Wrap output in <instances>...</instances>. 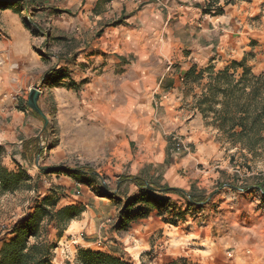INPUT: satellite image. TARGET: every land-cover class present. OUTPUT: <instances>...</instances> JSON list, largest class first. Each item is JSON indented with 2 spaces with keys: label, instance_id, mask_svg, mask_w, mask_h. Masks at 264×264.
Listing matches in <instances>:
<instances>
[{
  "label": "rangeland",
  "instance_id": "rangeland-1",
  "mask_svg": "<svg viewBox=\"0 0 264 264\" xmlns=\"http://www.w3.org/2000/svg\"><path fill=\"white\" fill-rule=\"evenodd\" d=\"M176 1L166 4L167 24L155 32L157 41L164 35L167 50L150 60L154 67L150 73L136 70V59L130 56L116 68L74 66L63 72L60 82L51 84L54 77L39 84L40 107L49 120L48 128L42 127L38 135L44 151L27 161L20 155L15 162L10 156L4 159L11 171L21 166L31 181L2 197L0 240L7 229L34 212L37 202L50 196L57 200V209L86 208L62 238L52 225L48 227L55 244L53 264H81L79 252L87 249L132 264H170L182 258L192 264H264V193L257 188L264 186V154L254 157L232 145L210 125V118H203L193 107L203 86L195 85L193 92L184 86L185 74L193 65L199 69L212 65L220 71L246 58L254 73L264 75V0H235L224 7L223 15H205L202 9L194 10L192 5L188 9L183 1ZM69 2L55 0L34 15L31 10L21 16L32 30H42L34 35L42 38L40 56L50 60L62 53L65 62L73 64L76 57L69 52L85 44L73 37L79 32L76 29L63 31L68 30L71 15L79 13L66 8ZM55 10L71 14H55ZM94 15L89 10L87 17ZM97 26L91 31L99 32ZM53 72L50 77L59 73ZM117 108L125 114L122 132L114 128L118 122L112 113ZM101 110L109 114L108 120L97 115ZM38 119L44 126V120ZM175 135L183 137L190 152H177ZM160 137L168 142L164 165L138 169L136 163L149 146L146 140L154 142L156 156ZM2 145L8 147V154L21 150L18 143ZM170 164H178L180 175L190 178L185 193L156 191L152 202L156 204L158 196L167 200L148 206L138 202L129 210V228H120L126 204L140 194L135 184L120 185V177L142 176L155 186H165L162 175ZM52 166H86L99 178L89 186L88 177L44 172ZM190 194L203 202H190ZM140 210L146 212L142 218Z\"/></svg>",
  "mask_w": 264,
  "mask_h": 264
},
{
  "label": "trees",
  "instance_id": "trees-1",
  "mask_svg": "<svg viewBox=\"0 0 264 264\" xmlns=\"http://www.w3.org/2000/svg\"><path fill=\"white\" fill-rule=\"evenodd\" d=\"M235 0H205L204 5L196 4V8L202 9L205 15H223L224 7L234 4ZM42 0H0V10H12L14 13L22 15L23 12L34 15L39 11ZM55 14L67 13L68 10H55ZM26 26L33 35L42 33L39 27L31 29ZM120 22H116L118 25ZM246 58L242 61H233L230 66L223 70L216 71L210 65L199 69L193 65L186 72L184 86L193 92L195 85L203 86V92L194 103V108L203 118H210V125L225 135L234 146H239L241 150L247 151L254 157L264 154V75L256 74L246 63ZM242 72L238 74V71ZM65 74L59 70L57 76H51L48 80L51 84L60 82ZM207 83L203 84L204 80ZM48 83V82H47ZM75 86V84H72ZM24 111L30 110L28 104L20 105ZM38 117V115L32 112ZM13 147V146H12ZM6 145H0V201L3 196L13 193L22 187H27L31 181L26 171L17 164L18 170L11 171L4 165V159L10 156L15 162L17 155L25 161L32 157H41L43 147H41L40 137L26 139L21 144L20 152L12 151L8 154ZM45 173L66 174L76 179L88 177L87 185H92L98 180L99 175L88 169V167H78L75 169L64 166H52L43 168ZM120 185L127 183L135 184L140 189V194L135 196L130 203H127L122 215L120 228H129L131 212L129 210L138 202L148 205H160L166 198L158 196V201L152 202L150 198L156 191L164 194L178 193L185 191L170 186H155L142 176L122 175L119 180ZM257 188L264 193L263 184H258ZM103 191L107 190L102 185ZM155 196H153L154 198ZM190 202L201 203L203 200L195 194L189 195ZM57 200L46 197L41 202H37L34 212L23 217L18 223L6 230V234L0 240V264H53V251L55 244L49 239L50 228L56 230V236L62 238L71 222L77 220L86 210L83 206L71 205L57 209ZM146 212L140 210L139 216L144 217ZM136 217V216H135ZM79 261L81 264H132L117 256L95 252L92 250H80ZM170 264H192L187 259L173 261Z\"/></svg>",
  "mask_w": 264,
  "mask_h": 264
},
{
  "label": "crops",
  "instance_id": "crops-1",
  "mask_svg": "<svg viewBox=\"0 0 264 264\" xmlns=\"http://www.w3.org/2000/svg\"><path fill=\"white\" fill-rule=\"evenodd\" d=\"M42 1L39 11L46 9L55 0ZM83 1L70 0L66 4L67 9L75 8L79 13L71 15V24L68 30L63 31L71 32L76 29L79 32L72 34L73 37L85 44L84 48L77 49L75 53L69 52V56L76 57L73 64L71 61L66 63V56L63 57L62 53L55 55L53 59L48 57L50 60L40 56L43 43L41 36L33 35L21 15L12 10H0V60L3 61L0 66V145L22 144L24 140L41 133L43 124L38 117L30 110L20 109V105L28 104L31 88L48 79L50 74H55L54 70L67 73L72 70L70 67L88 65L103 71L119 67V64L132 56L137 62L136 70L150 73L154 68L149 64L150 60L157 53L166 52L164 35L157 41L155 32L167 24L165 9L170 0H87L88 5L84 6ZM179 1H183L188 9L192 5L194 10H200L195 7L196 4H205V0ZM89 10L95 14L93 19L87 17ZM116 22L120 23L115 25ZM97 25L101 26L98 34L91 31ZM84 26L86 28L82 32ZM100 79L103 81L105 78L103 76ZM100 106L102 108L103 103ZM112 114L118 122L114 126L115 131H125V126L121 123V120H125L124 111L117 108ZM97 115L101 119L109 118V114L102 110ZM158 142L160 151L155 156L154 142L146 140L145 144L149 146L146 148V155L136 163L138 169L143 170L150 164L164 165L168 142L162 137L158 138ZM179 170L178 164L165 166L162 178L164 184L184 190L190 183V178L181 176Z\"/></svg>",
  "mask_w": 264,
  "mask_h": 264
},
{
  "label": "water",
  "instance_id": "water-1",
  "mask_svg": "<svg viewBox=\"0 0 264 264\" xmlns=\"http://www.w3.org/2000/svg\"><path fill=\"white\" fill-rule=\"evenodd\" d=\"M42 94V86H40L39 84L33 86L29 93L28 107L31 111L36 113L44 120L43 130L45 131L48 128L49 120L46 114L43 112L42 108L40 107V99Z\"/></svg>",
  "mask_w": 264,
  "mask_h": 264
},
{
  "label": "built area",
  "instance_id": "built-area-1",
  "mask_svg": "<svg viewBox=\"0 0 264 264\" xmlns=\"http://www.w3.org/2000/svg\"><path fill=\"white\" fill-rule=\"evenodd\" d=\"M1 31V30H0ZM3 64V61L0 60V66ZM174 147L177 152H190V147L187 142L183 139L182 136L175 135L173 137Z\"/></svg>",
  "mask_w": 264,
  "mask_h": 264
}]
</instances>
